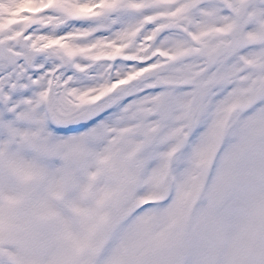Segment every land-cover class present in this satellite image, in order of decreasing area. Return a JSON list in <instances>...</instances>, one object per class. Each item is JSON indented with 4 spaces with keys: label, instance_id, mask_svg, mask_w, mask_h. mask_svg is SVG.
<instances>
[{
    "label": "snow or ice",
    "instance_id": "obj_1",
    "mask_svg": "<svg viewBox=\"0 0 264 264\" xmlns=\"http://www.w3.org/2000/svg\"><path fill=\"white\" fill-rule=\"evenodd\" d=\"M0 264H264V0H0Z\"/></svg>",
    "mask_w": 264,
    "mask_h": 264
}]
</instances>
